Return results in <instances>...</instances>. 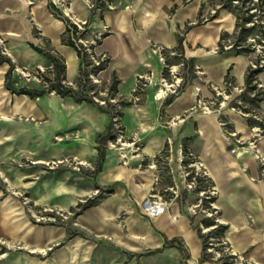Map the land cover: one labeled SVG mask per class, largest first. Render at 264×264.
Returning <instances> with one entry per match:
<instances>
[{
	"label": "crops",
	"instance_id": "obj_1",
	"mask_svg": "<svg viewBox=\"0 0 264 264\" xmlns=\"http://www.w3.org/2000/svg\"><path fill=\"white\" fill-rule=\"evenodd\" d=\"M110 1L114 9L100 12L89 11L83 0H72L70 6L79 19L89 20L90 31L98 30L101 24L110 28L111 33L97 51L110 57L100 76L112 82L115 96H128L138 75L158 71L159 61L150 51L152 43L182 51L196 65L197 76L180 95L158 102L149 94L139 106H125L126 131L147 137L139 154L151 159L165 149L167 135L155 123L160 110L174 120L187 113L180 131L186 140L183 146L197 153L216 187L228 242L248 263L264 264V183L259 181L258 161L247 148L231 152L232 145L225 139L215 113L191 111L197 87L203 97L210 99L212 92L206 83L221 85L229 76L235 86H245L250 62L247 53L211 52L219 44L222 25L217 18L203 25L193 22L200 13L201 0ZM50 4L49 0H0V38L7 52L4 55L15 67L51 66L50 59L32 48L33 44L61 57L66 81L77 82L80 59L76 50L63 42L67 25ZM182 29L184 33L180 34ZM0 68V168L16 187L28 188L32 198L44 206L68 209L79 198L97 190L106 191L99 202L79 214V219L92 233L109 239L97 242L69 234L62 226L33 224L18 203L0 190V239L8 243H0V264H208L201 259L202 244L189 226L179 222L175 226L177 220H170L168 214L144 221L139 208L128 205L127 197L136 201L144 193L136 184L135 172L118 165L117 156L105 146L112 133L108 109L54 92L37 97L12 94L5 86L9 65L2 64ZM257 79L263 93L257 113L264 121V71ZM225 115L242 138H250L251 128L261 126L254 121L249 125L248 118L236 112ZM29 117L33 122L27 121ZM74 129L79 131V141L53 143L52 136ZM171 129L174 136L175 128ZM15 139L22 140V144L14 146ZM257 144L264 154V134ZM71 153L81 159L90 158L93 172L71 176L67 171L42 170L45 160ZM134 159L130 162L137 161V157ZM10 160H33L34 164L17 169L6 165ZM123 210L128 214L126 224L118 225L116 217ZM170 224L180 229L178 234H170ZM29 246L45 248V252H34ZM2 247L6 251L2 252Z\"/></svg>",
	"mask_w": 264,
	"mask_h": 264
},
{
	"label": "rangeland",
	"instance_id": "obj_2",
	"mask_svg": "<svg viewBox=\"0 0 264 264\" xmlns=\"http://www.w3.org/2000/svg\"><path fill=\"white\" fill-rule=\"evenodd\" d=\"M189 1L193 0H188V2ZM261 1L264 3V0H259L258 4H260ZM232 4L231 9H226L221 8L220 0H201L200 13L193 22L203 25L217 18L222 25V34H229L228 37L224 39V47H222V50H220L217 45L211 52H237L235 48L227 49L230 45L237 43L241 37L235 29L236 15L232 12V9L236 6L235 4H238L239 7L242 8L243 12H245L244 16L247 15V12H253L255 14L253 17L254 23L259 27H264V15L261 4V6L256 7H253V4L249 2L242 4L241 1H239V3L233 1ZM248 7L252 9L246 12ZM249 25L250 24H247V26ZM183 33L184 29L180 31V34ZM260 37L264 42V37ZM240 44L248 46L249 48H254L253 52H247L250 61L255 62L259 60L260 56H264L263 44H258L254 39L249 37L245 42L241 41ZM225 46L227 48H225ZM4 47L5 42L2 48ZM205 51L210 52V50L207 49ZM96 52L99 53L97 48ZM173 52H176V55L172 57L169 55L165 56L164 62L160 60L157 54L152 53L159 61L158 71L147 70L138 75L134 87L128 96H115L111 89L112 82H107L100 75L98 77L100 82L95 85L91 82L90 84L94 85L93 88L87 86L85 87V91L87 90L89 96H92L98 101H107L108 103L106 105L101 106L98 103L97 106L108 109L110 114L114 112V116L118 119V122L112 126L111 136L106 140L105 146L117 156L118 165L124 166L135 172L136 184L138 188H141L139 190H142V193H144L142 199L136 201L132 197L129 199L127 197L128 205H136L144 221L148 222L152 218L156 219L162 214H168L170 220L172 217L174 220H177L175 226H177L178 222L189 226L196 233L202 244L201 259L208 264H250L246 261L244 256L237 253L230 245V242H228L225 226L220 222L222 217L216 201L217 194L212 195V198L208 199L210 194H212V188L209 190L210 184L212 185L210 178L208 177V181L200 179L194 180L196 172L201 174L206 170L202 161L198 158L197 153L190 148V146L188 147L190 148L188 149V154H185L183 151L182 146L186 140L181 137L180 131L184 123H186L187 113H184V115L174 120L172 117L167 118L164 116L160 110V114L155 123L157 129L163 131L165 135H167L166 146L163 151H160L151 159H147L139 154L147 137L138 136L137 133L129 134L126 131L124 123V108L126 105L139 106L149 94H152V97L158 102H164L171 96H178L183 93L188 87L192 77L196 75V65L189 61V59H186V57L181 54L182 51L173 50ZM47 68L48 66L46 67L40 64H34L25 68L16 66L12 75V80L18 87H40L43 84L39 82L38 79L40 78L42 81L43 76L48 75ZM40 69L45 70L44 73H42ZM39 75L42 76V78ZM139 76L143 78L139 79ZM75 82L76 80L73 81V83ZM164 83L174 85L170 90L176 92L171 93L167 91V95L162 94V96H159L160 91L165 90L166 92V88L162 86ZM177 84H179V86H177ZM205 85L208 90L212 92V98L208 99L203 97L200 87L195 88V102L191 111L203 114L215 113L217 115L218 125L225 139L232 145L231 150L237 145V139L243 141L250 140L253 136V132L248 139L240 136H233L232 134L236 133L233 124L225 115V112L228 111L240 114L237 108L239 104L252 107L247 100L249 95L240 91L231 90L227 91L226 95L229 97L224 100L222 97H216L215 93L212 91V83H206ZM234 85L233 83V86ZM111 99L114 100L113 103H110ZM223 102L224 104H222ZM206 107L209 108V112L205 110ZM233 108H235V110ZM258 116L260 120L252 116L248 118H251L254 122L263 124V119L259 114ZM243 117L247 118L245 116ZM22 119L24 120L26 118ZM27 121L33 122V118L29 117ZM171 128H175L174 136L172 135ZM5 132L7 131L5 130ZM80 137L79 131L74 129L68 132L55 134L52 136V141L53 143L59 144H71L79 141ZM12 144L17 146L22 144V140L15 139ZM238 147V149H243L242 146ZM135 157H137V161L131 163L130 160H135ZM89 159L90 158L81 159L71 153L69 155H63L60 158L45 160L42 163V170L45 172L67 171L71 176L74 173H92L94 165L93 161ZM7 164L17 169H26L32 166L34 162L33 160L26 162L23 160H10L6 161V165ZM0 190L4 195L10 196L18 203V206L33 224L62 226L69 231V234L74 233L75 235L94 238L97 242H108L109 240L107 236L92 233L79 219V214L83 211V206L90 200L99 197V195L101 197L105 196L107 192L104 190H102L100 194L94 192L88 196L79 198L77 204L68 209L38 204L32 198L28 188L16 187L14 190H11L1 177ZM99 199L101 198H97L96 201L99 202ZM211 203L213 206H211ZM127 217V212L123 210L117 215L116 223L118 225L126 224ZM175 226L173 227L172 224H170V234H178L177 230L180 229ZM1 251H6L5 247H2Z\"/></svg>",
	"mask_w": 264,
	"mask_h": 264
},
{
	"label": "built area",
	"instance_id": "obj_3",
	"mask_svg": "<svg viewBox=\"0 0 264 264\" xmlns=\"http://www.w3.org/2000/svg\"><path fill=\"white\" fill-rule=\"evenodd\" d=\"M49 2L56 9L62 10V12L60 13L63 19H65V23L68 25V28H69L68 36L70 40L73 42L75 47L86 57V63L83 64L85 75L82 77V82L77 81L73 83V82H68L65 80L63 81V83L68 86H71L74 89H78L81 84L83 85L85 84V87L90 86V88H93L95 84H98L100 82L98 77L102 71H100L99 68L106 67L110 61V57L108 56V54L96 52V48L98 47V45H100V43L104 40V38H106L111 33L110 28L105 24H101V27L98 30L90 31L91 24L89 20H81L73 13L71 6H70L72 0H49ZM83 2L85 6L87 7V9L91 12H100L104 9H107V10L114 9V6L110 0H83ZM89 31H90V35H89ZM223 42L224 40H222V45L224 47ZM232 45H230L228 48L225 46V48L231 49L233 47ZM2 46H4V40L0 38V51L1 53L6 54L7 53L6 48L5 47L2 48ZM237 48L240 49L241 46H238ZM173 50L174 49H167L163 46H160L154 43L150 45L151 53L157 54L160 60L163 62L165 61L164 60L165 56L169 55L172 57L176 55V52H173ZM263 65H264V56H260L259 60H256L255 62L250 61L246 74H249L250 71L256 70L257 68L262 67ZM40 71L44 73L45 70L40 69ZM47 71L48 73L50 72L51 76L53 77V73H52L53 66L52 65L47 68ZM257 77L256 79L252 81V85H255L257 90L262 91V85L259 83ZM142 78H143L142 76H139V79H142ZM38 81L44 83L45 85H48L44 81H41L40 78L38 79ZM91 82H93L94 85L90 84ZM163 82H166V81H163ZM233 83L234 82L232 81V78L228 76L227 78H225V80L222 82L221 85L212 84L211 86L212 91L215 93L216 97H222L224 98V100L228 99L229 96H227L226 93L227 91H231V90L240 91L242 93H247L250 97H254L255 93L248 91L246 85L240 88L235 85L233 86ZM167 85L169 87H165V83L162 84V86L166 88V92L164 90L163 94L167 95V91H170L171 93L176 92V91L170 90V88H173L174 85H170V84H167ZM177 86H179V84H177ZM90 97L95 103L97 104L99 103L101 106L106 105L108 103L107 101H98L92 96ZM110 101H109L110 103H113L114 100L111 99ZM222 104H224V102ZM237 108L240 114H242L243 116L247 118L252 116L253 118L257 120L258 119L260 120L257 112L247 113L244 111V109L248 108V106L239 104L237 105ZM233 109L235 110V108ZM205 110H207L208 112L210 111L208 107H206ZM111 122H112V126H114L118 122V119L114 116V112L111 113ZM252 132H253V136L248 141L237 139L236 141L237 145L231 151L235 153L239 148L238 146H242L243 149L247 148L251 150L254 154V157L260 164L261 173H260L259 181L264 182V154L262 153V151L260 150L257 144V141L264 134V127H261V126L253 127ZM232 135L238 136L237 133H233ZM208 177L209 176L206 171H204L201 174L196 172V176H194V180L200 179V180L208 181ZM211 188H212V194H210V197H208V199L212 198V195L217 194L216 187L213 184L212 185L210 184L209 190ZM96 192H98L99 194L101 193L100 190H97ZM211 206H213L212 203H211Z\"/></svg>",
	"mask_w": 264,
	"mask_h": 264
},
{
	"label": "trees",
	"instance_id": "obj_4",
	"mask_svg": "<svg viewBox=\"0 0 264 264\" xmlns=\"http://www.w3.org/2000/svg\"><path fill=\"white\" fill-rule=\"evenodd\" d=\"M233 1H237L239 3V1H241L242 4L244 3H252L253 7L256 6H261L263 9V15H264V3L263 1L260 2V4H258L259 0H220V5L221 8H226V9H231V5H233ZM256 1V2H254ZM52 9L54 10V12L56 13V15H58L59 17L61 16V13L58 9H56L52 4H50ZM236 6H234V10L232 9V12L236 15V23H235V29L236 32L239 33L241 35V37L239 38L237 43H234L231 49L235 48L237 50L238 53L240 52H253L254 48H249L248 46H244L242 44H240V42H245L247 40V38H252L254 39V41H257L258 44H263L264 46V42L262 40V38L260 36L264 37V27L261 26L259 27L258 25H256L253 21V17H254V13H248L247 11H250L252 8L248 7L246 9L247 15L244 16L245 12H243L242 8L239 7L238 4H235ZM63 18V17H62ZM213 18V17H212ZM65 21V19H64ZM247 24H250L249 26H247ZM67 25V24H66ZM69 28L67 25V30L63 36V42L71 47H73L76 52L77 55L80 59V77L78 82H82V77L85 75V70L83 69V64L86 63V57L84 54H82L73 44V42L70 40L69 38ZM228 33L226 34H222L220 37V41H219V48L220 50H222V40H224L226 37H228ZM180 39V44L182 41V37H179ZM241 46L240 49H238L237 47ZM31 47L34 48L38 53H41L45 56H47L50 61H51V65L53 66V77L51 76V73L49 72L47 76H43V80L46 84L42 83V88L41 89H35V88H28L25 86H16L15 83L12 80V75L13 72L15 70V65L12 62L11 58L2 54L0 51V65L2 64H8L9 65V69L6 72V79H5V86L6 88L12 93V94H24V95H28L30 97H37V96H41L44 93H51L54 92L62 97L64 96H72L74 97L77 101H88V102H92L96 105H98L97 103H95L92 98L89 96V94L87 93V90L85 91V84H81L80 87L78 89H74L71 86H68L66 84L63 83V81L66 80L65 78V64L64 61L61 57L58 56H54L51 55L49 52H43L42 49L38 48L37 46H34L33 44H31ZM264 49V48H263ZM106 67H100L99 70L103 71ZM264 71V65L262 67L257 68L256 70L250 71L249 74H246V87L248 89V91L250 92H254L255 95L254 97H250L248 96L247 100L249 101L250 105L252 107H248L245 108L244 111L247 113H254L257 112V109L259 108V103L262 99V91L261 90H257L255 85H252V81L254 79H256V77L262 72ZM42 77V76H40ZM111 89L113 91L114 87L112 86ZM172 97V96H171ZM101 107V106H99ZM102 108V107H101ZM248 123L249 125H253V120L251 118H248ZM261 127H264L263 124H260ZM111 127H112V122H111ZM109 139V138H107ZM106 137H104L102 139V141H105ZM183 151L185 154H188V148L186 146H183ZM100 156L102 157V153H100ZM100 192H102V190H100ZM100 198H102L99 195ZM98 198V197H96ZM96 198L93 200H90L87 204H85L83 206V210L86 209L87 207L93 205L94 203H96Z\"/></svg>",
	"mask_w": 264,
	"mask_h": 264
},
{
	"label": "bare ground",
	"instance_id": "obj_5",
	"mask_svg": "<svg viewBox=\"0 0 264 264\" xmlns=\"http://www.w3.org/2000/svg\"><path fill=\"white\" fill-rule=\"evenodd\" d=\"M29 27V26H28ZM16 36V35H15ZM25 37V36H24ZM3 66H5V65H3ZM5 68V67H4ZM1 69V68H0ZM18 70H20V69H18ZM1 74H2V72H1ZM3 75V74H2ZM165 87H169L167 84H165ZM163 92L164 91H160V95L159 96H162V94H163ZM7 94V93H6ZM7 97V96H6ZM9 97V96H8ZM24 96H22V98H23ZM160 98V97H159ZM24 99V98H23ZM25 100V99H24ZM28 100V99H27ZM6 101V100H5ZM13 101V100H12ZM24 102H26V101H24ZM34 103V102H33ZM4 104H5V102H4ZM23 104V103H22ZM29 104V103H28ZM33 105V104H32ZM28 107V106H27ZM31 108V107H30ZM29 109V108H28ZM32 110V109H31ZM30 110V111H31ZM80 163V162H79ZM85 163V162H84ZM0 177H2L3 178V180L4 181H6L7 183H8V186L10 187V189L11 190H14V188H16V183H13V182H11L10 180H9V178H8V176L2 171V169L0 168ZM151 215V214H150ZM172 219H173V217H172ZM175 222V221H174ZM220 222L222 223L223 221L222 220H220ZM0 243H4V244H8L7 243V241H5V240H3V239H0ZM27 248H28V246H27ZM29 248L32 250V251H34V252H41V253H44L45 252V248H34V247H31V246H29Z\"/></svg>",
	"mask_w": 264,
	"mask_h": 264
},
{
	"label": "water",
	"instance_id": "obj_6",
	"mask_svg": "<svg viewBox=\"0 0 264 264\" xmlns=\"http://www.w3.org/2000/svg\"><path fill=\"white\" fill-rule=\"evenodd\" d=\"M7 54V53H6Z\"/></svg>",
	"mask_w": 264,
	"mask_h": 264
}]
</instances>
